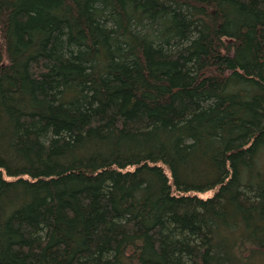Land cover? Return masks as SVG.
Returning a JSON list of instances; mask_svg holds the SVG:
<instances>
[{"label": "trees", "instance_id": "16d2710c", "mask_svg": "<svg viewBox=\"0 0 264 264\" xmlns=\"http://www.w3.org/2000/svg\"><path fill=\"white\" fill-rule=\"evenodd\" d=\"M0 264H264V0H0Z\"/></svg>", "mask_w": 264, "mask_h": 264}, {"label": "rangeland", "instance_id": "374dc122", "mask_svg": "<svg viewBox=\"0 0 264 264\" xmlns=\"http://www.w3.org/2000/svg\"><path fill=\"white\" fill-rule=\"evenodd\" d=\"M212 193L213 192H208V193H206V194H203V195H201L202 197H208V196H211L212 195Z\"/></svg>", "mask_w": 264, "mask_h": 264}]
</instances>
